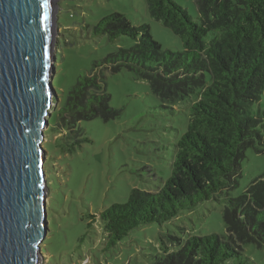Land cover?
<instances>
[{"label": "trees", "instance_id": "16d2710c", "mask_svg": "<svg viewBox=\"0 0 264 264\" xmlns=\"http://www.w3.org/2000/svg\"><path fill=\"white\" fill-rule=\"evenodd\" d=\"M144 1L183 51L164 50L148 25L135 26L122 14L102 17L92 35L108 41L125 36L134 44L93 62L64 102L51 108L49 134L57 137L49 149L72 154L90 141L82 122L119 117L121 110L110 105L106 73H132L164 108L181 106L187 125L175 143L170 176L156 191L133 189L123 204L93 216L106 245L214 200L222 205L226 236H168L151 264H249L243 247L264 248V173L237 197L230 193L246 152L264 154V0H194L196 20L175 0ZM168 242L177 250L170 251Z\"/></svg>", "mask_w": 264, "mask_h": 264}, {"label": "rangeland", "instance_id": "374dc122", "mask_svg": "<svg viewBox=\"0 0 264 264\" xmlns=\"http://www.w3.org/2000/svg\"><path fill=\"white\" fill-rule=\"evenodd\" d=\"M175 1L197 19L194 0ZM112 13L124 15L135 26L148 25L164 50L183 51L180 39L149 15L144 0H55L50 9L54 105L64 102L93 62L134 44L125 36L108 41L91 34V27ZM106 84L110 105L121 114L108 122H82L83 136L90 141L82 142L74 153L51 151L57 135L49 134V125L42 129L47 228L38 264H151L153 257L162 254L161 241L166 243L168 236L180 240L210 234L225 237L222 205L209 200L166 224L140 227L114 246L106 245L101 224L93 222V216L123 204L133 189L156 191L170 176L175 143L187 125L181 106L164 108L147 83L135 80L132 73H106ZM260 106L264 108V97ZM263 173L264 154L248 150L238 186L230 196L240 195ZM167 246L177 250L174 244ZM243 249L249 264H264V248L245 245Z\"/></svg>", "mask_w": 264, "mask_h": 264}, {"label": "water", "instance_id": "95a60500", "mask_svg": "<svg viewBox=\"0 0 264 264\" xmlns=\"http://www.w3.org/2000/svg\"><path fill=\"white\" fill-rule=\"evenodd\" d=\"M54 1L0 0V264H38L46 235Z\"/></svg>", "mask_w": 264, "mask_h": 264}, {"label": "bare ground", "instance_id": "6f19581e", "mask_svg": "<svg viewBox=\"0 0 264 264\" xmlns=\"http://www.w3.org/2000/svg\"><path fill=\"white\" fill-rule=\"evenodd\" d=\"M50 27H51V24H50ZM51 30H52V29H50V34H51ZM52 31H53V30H52ZM51 35H52V34H51Z\"/></svg>", "mask_w": 264, "mask_h": 264}]
</instances>
